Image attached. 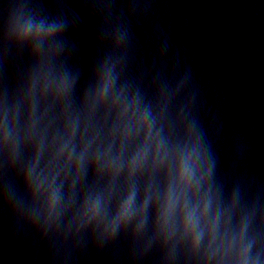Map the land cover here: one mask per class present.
<instances>
[{
  "label": "clouds",
  "instance_id": "9594fccd",
  "mask_svg": "<svg viewBox=\"0 0 264 264\" xmlns=\"http://www.w3.org/2000/svg\"><path fill=\"white\" fill-rule=\"evenodd\" d=\"M153 0H0V215L47 264H264V196L221 168L219 129ZM89 26V54L78 34Z\"/></svg>",
  "mask_w": 264,
  "mask_h": 264
},
{
  "label": "water",
  "instance_id": "95a60500",
  "mask_svg": "<svg viewBox=\"0 0 264 264\" xmlns=\"http://www.w3.org/2000/svg\"><path fill=\"white\" fill-rule=\"evenodd\" d=\"M158 28L168 40V57L179 71L190 69L199 89L202 116L219 129L221 168L231 164L232 145L243 156L233 172L264 196V0H153L150 16L137 30L141 55L146 32ZM89 54V26L78 34ZM0 264H47L43 248L30 238L13 239L0 215ZM78 264H108L106 256L86 253Z\"/></svg>",
  "mask_w": 264,
  "mask_h": 264
}]
</instances>
